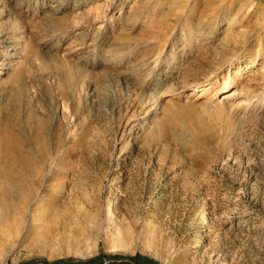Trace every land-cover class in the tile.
<instances>
[{
    "label": "rangeland",
    "instance_id": "1",
    "mask_svg": "<svg viewBox=\"0 0 264 264\" xmlns=\"http://www.w3.org/2000/svg\"><path fill=\"white\" fill-rule=\"evenodd\" d=\"M19 1L0 264H264V0Z\"/></svg>",
    "mask_w": 264,
    "mask_h": 264
},
{
    "label": "bare ground",
    "instance_id": "2",
    "mask_svg": "<svg viewBox=\"0 0 264 264\" xmlns=\"http://www.w3.org/2000/svg\"><path fill=\"white\" fill-rule=\"evenodd\" d=\"M22 1L23 0H21V1H19V3L21 4L22 3ZM84 3V2H83ZM80 4H82V2L80 3H76V4H73L74 6H77V7H79L80 6ZM99 6V5H98ZM97 6V7H98ZM96 7V6H95ZM180 9H183V6H182V8H180ZM180 13H183V12H180ZM245 17V16H244ZM96 19H98V18H96ZM182 31V30H181ZM181 34H182V32H181ZM4 41V40H3ZM180 42H182V39H180ZM16 54L14 53V52H8L5 56H4V58L1 60V62H0V65H1V67L0 68H2V64H4L3 63V61L5 60V59H12L14 56H15ZM256 71V70H255ZM255 73L256 72H252L251 73V75H255ZM132 78V77H131ZM123 79V78H122ZM125 79H129L128 77H125ZM231 80H232V78H229V81H227L226 83H225V85L221 88V90H222V92L221 93H223V92H226L227 90H228V88H229V83L231 82ZM125 83H128V82H126V80H125ZM193 85H197V84H193ZM195 88H198V87H195ZM234 92V91H233ZM217 95V94H216ZM227 94H223V97H225ZM212 96V95H211ZM198 97V95H196L195 96V98H197ZM214 97V96H213ZM221 101V100H220ZM222 103V102H221ZM223 104V103H222ZM207 216H204V218L201 220V222L202 223H205L206 221H207V218H206ZM93 220V219H92ZM95 220V219H94ZM93 220V221H94ZM104 223L103 224H105V228H104V232H106V233H111L112 232V230H114L115 228H116V226H117V220H116V217H115V214H114V211H113V209L111 208V207H109V210H108V212H107V214H106V217L104 218ZM97 222V221H96Z\"/></svg>",
    "mask_w": 264,
    "mask_h": 264
},
{
    "label": "trees",
    "instance_id": "3",
    "mask_svg": "<svg viewBox=\"0 0 264 264\" xmlns=\"http://www.w3.org/2000/svg\"><path fill=\"white\" fill-rule=\"evenodd\" d=\"M117 259L118 257H114ZM40 264H55V262H43ZM106 264H160L159 262L144 257L140 254H135L133 256H128L125 258H119L118 260H113L112 262L106 263Z\"/></svg>",
    "mask_w": 264,
    "mask_h": 264
}]
</instances>
